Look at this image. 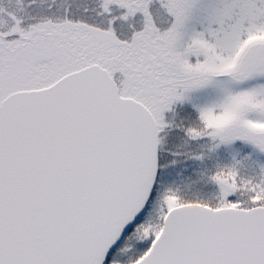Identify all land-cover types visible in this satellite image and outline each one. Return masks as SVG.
Here are the masks:
<instances>
[{
  "label": "snow or ice",
  "instance_id": "obj_1",
  "mask_svg": "<svg viewBox=\"0 0 264 264\" xmlns=\"http://www.w3.org/2000/svg\"><path fill=\"white\" fill-rule=\"evenodd\" d=\"M0 264H264V0H0Z\"/></svg>",
  "mask_w": 264,
  "mask_h": 264
}]
</instances>
